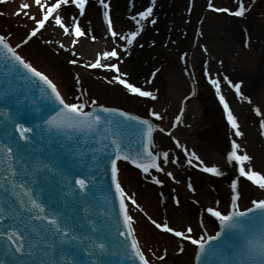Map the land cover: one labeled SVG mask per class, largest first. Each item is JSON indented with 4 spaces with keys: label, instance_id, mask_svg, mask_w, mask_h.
I'll list each match as a JSON object with an SVG mask.
<instances>
[{
    "label": "snow or ice",
    "instance_id": "obj_1",
    "mask_svg": "<svg viewBox=\"0 0 264 264\" xmlns=\"http://www.w3.org/2000/svg\"><path fill=\"white\" fill-rule=\"evenodd\" d=\"M88 0H35V5L40 10L39 16L30 14L27 10L32 7L29 3L20 5L21 12L28 19L32 20L34 27L26 34L25 38L15 45L11 42V34H0V58L5 65H11L6 75L15 73L21 81L29 86L35 85L41 99H46L57 105L58 110L54 114L39 117V122L29 125L27 122L29 114L25 112L24 102L19 98H14L12 104H7L0 110L11 124V131H5V140L0 141V189H3L5 196L0 198V240L4 244V257L0 259V264H108L105 256L119 255L126 258L138 260V264H150L145 252L137 238L134 229V218L130 214L129 205L126 200L131 201L140 212L144 210L137 200L130 196L122 187L120 176L123 168L118 166V161H131L143 173L148 174L150 169H157L163 172L164 169L158 163L160 153L154 148L153 134L160 128L158 123H154L150 118H143L141 115L125 111L120 107H107L104 104H97L96 100H91V110H85L87 101H81V97L87 94L86 90L81 91L75 98L76 102L66 101L65 97L58 90V86L53 79L43 70H38L18 49L22 45H27L34 37H37L41 30L46 29V25L54 21L65 34L69 36L81 37L84 32L79 20L72 17L71 24H66L61 12L65 11L63 6L74 5L78 9V15L84 16ZM103 8V21L106 24V32L113 41H124L127 51L136 41L137 37L144 30V23L155 24L153 9L156 0H151V6L145 10L138 11L130 17L131 27L134 30L128 31L126 35L121 34L114 28V19L110 15L109 4L105 0H99ZM207 7L216 13H224L233 17H244L248 6L244 0H240L235 10L228 7L214 6L209 0ZM191 11V9H189ZM70 28L74 31H70ZM95 40L96 37L92 36ZM77 41L73 39L72 43ZM249 39L244 40V46L249 47ZM65 49L61 43L59 50ZM207 52L208 48L205 47ZM72 55H75L73 51ZM119 56L116 47L109 51H104L94 62L86 63V68L106 69L112 73L111 77L104 76L103 79L108 84L122 85L124 90L130 94H138L140 97H150L155 100L156 94L153 91L142 90L141 87L129 82L126 74L121 71L118 64L120 61L112 62L113 58ZM107 58V59H106ZM183 58V57H182ZM106 62H102L105 61ZM68 63L77 65L76 59H71ZM21 69L23 71H21ZM156 69L152 76L155 77ZM204 73L208 77V83L214 88L215 95L219 103L223 106L227 121L234 130L235 137H243L245 133L241 131L238 118L234 115L226 95L222 91L223 80L227 86L234 89V94L246 101L249 105L254 104L250 95L242 91L243 81L235 82L227 75L222 78L212 77L208 71L207 64L204 66ZM14 78V77H13ZM76 84H80V75L75 76ZM10 91L5 85L3 99L7 100ZM195 93H193L194 95ZM27 99V97H25ZM14 109L9 112V109ZM264 105L256 106L253 111L260 116L259 127L264 135ZM41 109H34L39 113ZM180 114L176 115L175 121L180 122L184 109H179ZM152 117L162 119L160 112L152 111ZM175 127V125H173ZM115 130V131H114ZM135 132L138 134L136 154L132 155V150H125L126 134ZM45 135L61 137L64 140H71L73 137H84L96 141L100 147L92 153V163L85 165L81 158L75 162L72 171L45 160L42 156L36 155L34 145L39 137L43 139ZM169 135L172 136L171 132ZM172 139L187 153V163L193 164L198 161L197 167L203 172L214 174L217 177L224 176L225 172L221 167L213 164L209 166L195 151L189 152L184 145ZM108 143H105V142ZM61 147H64L62 144ZM108 147L112 152L107 151ZM241 144L236 139L231 141V150L226 154V162L238 165V177L231 180L230 185V205L227 208L217 210L216 207H207L206 212L219 220L220 231L207 239H194L191 234L193 228L186 227L185 230H176L170 227L167 222H157L151 216L147 219L157 230L163 229L166 233H174L175 237L190 240L198 245L199 251L196 256L197 264H203V257L206 253L218 255L224 247H228L225 241L220 247H208V240H219L226 230H236L244 238L245 243L237 253L238 264H264V199L252 201L254 207L246 210H239L238 201L241 198L239 189V178H246L252 185L258 186L264 192V168L259 170L254 167H246L253 164V157L246 152L239 154ZM103 150V151H101ZM42 151V149H41ZM83 157V153L79 154ZM163 162H169L168 152H163ZM74 158V157H73ZM148 161L145 163L144 161ZM177 161H173L176 163ZM100 167L105 169V174L109 178L110 187L114 186V197L118 198V216L122 217V224L115 229L116 239H110L113 227L111 221L98 222L96 219H89L92 214V192L95 188L96 170ZM172 176V173H167ZM56 180L55 195L46 192L40 185V179ZM174 178V177H173ZM175 179V178H174ZM156 184L162 181L153 177ZM189 189H193L192 184H188ZM194 190V189H193ZM45 196L48 197L45 200ZM177 206H181V201L174 198ZM107 203V201H105ZM218 203V202H217ZM260 210V211H257ZM227 214H224V213ZM251 214V215H250ZM106 215H110L107 213ZM145 215H147L145 213ZM244 218L251 221V225H246ZM90 229V230H87ZM58 250V259L54 255Z\"/></svg>",
    "mask_w": 264,
    "mask_h": 264
},
{
    "label": "bare ground",
    "instance_id": "obj_2",
    "mask_svg": "<svg viewBox=\"0 0 264 264\" xmlns=\"http://www.w3.org/2000/svg\"><path fill=\"white\" fill-rule=\"evenodd\" d=\"M89 1L87 11L83 17H80L77 11L65 7L64 9L67 10L60 13L64 18L65 23L69 25L71 24L72 17H80L82 25L88 35L86 39L80 40L74 46H68L70 42L68 41L69 37L62 34V31L58 26H53L51 30L48 31L47 43L50 46H54V49L57 50L58 58H54L50 54L51 50L49 47H45L40 52L35 53L31 48V41L27 45H22V47L18 49L22 55L29 59L30 62L38 68V70L45 71V73L53 79L62 95L65 98H70L68 99L70 102H75L73 101L74 97L76 98L80 95L74 91L75 82L72 80L74 79L73 75L76 76L77 73L80 75V85L82 86L85 78L90 79L89 75L91 76L93 73L105 74V72L101 70H84L82 63L87 59L89 60L95 58L94 56L96 52L100 51L103 53L107 49L113 47L103 41L105 28L99 18V10L102 6L99 4L98 0ZM217 1H223V3H233V0ZM125 2L126 0H113L111 15L113 16L118 29L120 31L124 30V33L127 34L128 31L133 29L131 27L130 17L138 11L145 10L144 6L146 5L147 0H133L131 5H127ZM23 3H29L32 5V7L27 10L30 14L38 15L39 9L35 5L34 0H8L4 7L6 11H8V14L11 15L12 21L14 20V11L20 9V5ZM149 4V6H151V0H149ZM188 5V0H156V6L153 9L154 15L150 18V20L155 19L156 23H144V30L141 32L134 45L123 54V57L121 58H124L125 61L119 66L121 71L126 74V78L129 79L131 83H134L135 85H143L145 87L146 85L150 86L148 76L151 72L146 74L147 68L151 64H155L160 67V72L165 78V85L161 92H158L156 100L150 104L151 107L149 104L145 107L137 105L130 107H132L134 111L138 112H144V110L149 107L154 109V111L160 112L162 119L160 120L159 125L160 128L164 129V131L161 132L157 129L154 132V147L158 152L171 151L180 156H182L181 152L177 147L176 141L172 139V136H175L176 139L183 141L185 136L180 134V128H189L199 120L200 114L198 112H192L195 98L188 101L189 108L187 110L186 117L183 120L176 122L175 117L178 115L182 98L189 93V85L192 84L194 86L197 84L195 77L198 76V70L196 68L200 59L207 61L209 71L213 75L215 74V76H219L221 78L222 76L218 73L222 72V70H231L235 73H238V71L245 72V75L243 76L244 82L242 84V91L246 95H250L254 100L253 105H249L246 102V109L247 107L249 108L252 106L256 107L264 105V30L261 34H259V37L252 32L249 38L250 43L248 49H240L237 44L241 33V29L236 23L238 19H230V22L216 20V17L218 16L203 11L199 2L195 6V10L193 12L197 23L192 31L193 40L186 55V65L183 68L179 67L173 71L167 68V63H169L170 58L174 55V53L179 51L178 49L182 45L180 43L184 38L183 29L186 27L185 21L189 20ZM255 5L256 0L252 6ZM119 9L123 10V12L120 10V13ZM66 11H70V18L66 16ZM261 19H263V17H261ZM16 20V24L20 25L23 23L21 18ZM45 30L46 29L42 30L41 33ZM199 35H202V37H199ZM224 35H227V38ZM89 36H95L97 42L95 44L91 43V37ZM24 38L25 36L21 39L11 37V42L15 45L16 43L21 42ZM171 41L174 42V46L169 45L166 47L167 49H164L161 45L162 42L169 43ZM199 41H202L199 43L200 45H206L204 48H208L207 52L204 51L203 54L198 52L196 44H198ZM61 42L65 45V49L58 51ZM119 43L124 45L120 40ZM242 43L244 44V41H242ZM73 51L75 52L74 56L72 55ZM128 53L130 54L129 57H127ZM65 59H76L78 64L72 66L73 68H68L63 66L60 61L62 60L64 63ZM220 59L223 61L224 66H221L219 63ZM224 75L229 77L230 73H224ZM155 81L157 80L155 79ZM115 95L116 92H113L112 96ZM228 101L230 107L234 111V115L238 118L241 130L245 133L243 137H233V139H236L237 142L241 144V154L246 152L253 157V164L248 165L246 163V167H254L256 169L264 168V151L258 146L254 136L252 137V130H250L251 128L247 126L242 112V107L238 105L234 107L232 100ZM241 101L242 99L240 102ZM262 111H264V108H262ZM152 120L154 123H157L155 118ZM253 123L255 124V121H253ZM173 125H175V127H173ZM169 132H171V134L173 132L174 133L170 136ZM205 158L206 157H203V159ZM214 159H216V165L221 167L223 171H225L226 166L231 167L233 170L235 168L234 165L226 162V157L215 154ZM166 164L168 167L167 165L163 167V176H168L167 173L173 171L179 178L183 177L181 170L180 172L176 169L172 170L170 169L171 165H169V163ZM119 166H122L123 168L122 175L120 176L122 187L125 188V191L130 196H133L137 200V203H139L141 208L144 210L143 212H140L139 210L130 209V214L134 218V226L136 227L139 241L145 250L150 249L152 244L157 247L159 245L161 246V243H158L155 238L159 236L158 233L156 231H150L145 224V218H147V216L153 215L157 217L159 215V205L154 194L158 189L153 186V184L151 185L148 181L142 179V173L131 170L125 164H120ZM173 172H171L172 175ZM200 176V173H196L195 176H192L194 184L198 185V178ZM142 184L145 185L144 189L140 187ZM224 191L230 193V188H226V190L224 188ZM255 191L260 194V199H264V192L262 193L259 188L255 189ZM176 192L181 194L182 191L176 190ZM202 200H204L203 204L205 207H210L212 201L219 200V197L215 194V191H207V193L203 195ZM221 200L223 201L224 199L221 198ZM229 202L230 199L227 198L226 203L229 204ZM248 203L249 200L247 201L241 197L240 204L242 207L248 206ZM162 208L166 211L167 217L172 221V225L178 230H184L186 226L192 225V222L194 221L195 217L193 214L195 208L186 203L184 194H181V207L178 212L173 209H167L165 204L162 205ZM145 213L147 215H145ZM198 213L202 215L200 211ZM202 221L204 229L203 232L208 234V229L211 227L210 223L212 219L204 215ZM184 225L186 226L184 227ZM194 229L196 231L198 230L196 227H194ZM164 238L167 240L168 246L164 244L162 246H167L169 255L178 261L177 264H192L194 253L193 248L186 247V251H184L182 255L176 256L174 254L176 251L174 248L176 240L167 235H165ZM156 262L157 264H170L171 259L169 257V259L166 258L162 262Z\"/></svg>",
    "mask_w": 264,
    "mask_h": 264
},
{
    "label": "rangeland",
    "instance_id": "obj_3",
    "mask_svg": "<svg viewBox=\"0 0 264 264\" xmlns=\"http://www.w3.org/2000/svg\"><path fill=\"white\" fill-rule=\"evenodd\" d=\"M209 0H196L194 9L192 11V14L190 15L189 20L185 21L186 27L183 29V34L184 38L180 44V48L178 49L174 55L169 60V63H167V68L169 70H176L179 67H184L182 63L180 62V54H187L189 47L191 45V42L193 40L192 37V31L195 27V24L197 23L196 17L194 16V10L195 6L200 3L202 8H204L205 4L208 3ZM240 1V0H239ZM255 0H244V3L246 6H248V12L245 16L244 19L242 20H237L236 23L238 24L239 28L241 29L240 37L238 40V46L240 49L247 50L242 43L246 38H250L251 33L254 32L258 37L259 34L264 30V0H256V5L252 6ZM214 4L217 5H231V7H235V3H223V1H214ZM0 4V32L4 33L5 35L11 34V37H16L18 39H21L24 37L26 34L28 28L32 27V22H30L28 19H22L23 23L16 24L17 20L20 19V16L14 17L13 21L11 20V15L8 14V11H6L5 6ZM263 17V19H261ZM216 20H220L223 22H230V19L224 18V17H216ZM52 24H48L46 30L39 34L36 38L31 40V48L34 50L35 53L40 52L43 48L49 47L50 48V54L54 58H58L57 50L54 49V46H50L47 44V34L48 31L51 30ZM243 30V31H242ZM227 38V35H224ZM223 36V37H224ZM17 39V40H18ZM168 42V41H167ZM167 42H162L161 45L163 46L164 49H167L169 45L174 46V42L171 41L169 43ZM200 42L196 45V48L200 54H203L202 51H200ZM176 43V42H175ZM205 43V42H204ZM169 49V48H168ZM203 56V55H202ZM63 66L70 67L68 64L69 59H65L64 63L62 60H60ZM221 66L223 65V61H219ZM197 70H198V84H199V93L197 97L195 98L194 106L192 108V112H198L200 114L199 120L190 126L189 128H180V134L184 135L185 138L183 141H181L186 148L190 151H195L197 155L200 157H206L204 160L206 164L208 165H213L216 164V159H214L215 154L221 155V156H226L229 146H228V141L229 137H231V132L229 131L228 128H226V125L224 122H222L221 116L219 109L213 99L211 89L203 82L202 78V68H204L205 64H208L207 61H204V59H200L197 63ZM264 64V61H263ZM224 66V65H223ZM73 68V67H70ZM160 69L159 66H156L155 64H151L147 68L146 74L148 72L152 71L153 69ZM72 71V70H71ZM231 70H226L222 72H219L221 76H225L224 73H230L229 77L234 81V80H239L243 81V76L245 75V72L243 71H238V73H235L234 71L230 72ZM234 73V74H233ZM89 78H85V81L83 82L82 89L83 91L86 90L87 94L86 96L89 97L92 100H96L99 104H105V105H110V106H116V107H123V108H131L130 106H141L145 107L147 104L152 103L151 101H146V100H138L135 98H131L128 96V94L120 89L117 86H110L102 80L99 79V76L97 73H93L91 76L89 75ZM237 78V79H236ZM154 83L152 85L153 92L158 96V92L163 89L165 85V78L161 74V72H157L155 75ZM74 82L75 80L72 79ZM81 80V79H80ZM244 82V81H243ZM75 86V85H74ZM116 92L115 96H112V93ZM173 99V97H172ZM233 100V99H232ZM237 99L233 100L234 107L235 105L242 107V112L245 117L247 126L251 128L252 130L251 135L252 137L256 139V142L258 143V146L262 148L264 151V146L262 145L261 136L259 133V120L260 117L253 111L254 106L252 107H247L246 109V104L244 105H239V103L236 101ZM245 106V107H243ZM248 106V104H247ZM151 107V106H150ZM146 108L144 112H149L151 108ZM132 109V108H131ZM255 121V124L253 123ZM217 135V136H216ZM189 151V152H190ZM176 163H178V166H174L173 164L170 166V169H176L177 171L180 172L182 171L183 177L179 178L176 174L175 178L177 179L178 184L174 185L171 184L168 179H162V183L159 184V188L156 191L155 194V199L158 202V213L159 215L157 217L152 215V218L158 220L159 222L167 221L172 225V221L170 218L167 217L166 211L162 208V205H166V208L169 210H174V211H179L180 207H176L173 204V200L175 196L181 201V194H184L185 196V201L186 203L190 204L195 208L193 216L194 221L192 222V225H195L196 227V217L198 215L199 210H202L205 205L203 204L204 200H202V197L207 191H215V194L219 197V205H226V200L228 198V192L224 191V188H228L231 185V180L234 179V173L231 167L226 166L225 168V175L220 176V177H215L208 179L204 176H200L198 178V185L194 184L195 191L188 193L184 190V184L186 182V177H190L192 179V176H195L196 173L188 167L186 164V161L182 162L181 160H177L175 157L173 158ZM175 171V170H174ZM186 171V173H185ZM173 172V171H172ZM174 173V172H173ZM151 186V185H150ZM142 189H144L145 185L140 186ZM239 189L242 193V198L246 199L249 198H257L258 193L256 191L254 192L250 185L244 182L239 181ZM174 190H180L182 191L181 194L174 192ZM257 195V196H256ZM221 198L224 200L222 201ZM215 201H212L211 205L214 204ZM146 227L150 231H154L153 227L145 221ZM185 226V225H184ZM199 233V232H198ZM198 233H195L196 235ZM156 238V241L158 243H161V246L159 245L158 247L154 244L151 245V248L148 250H154L155 248H159L160 250L162 248V245H167V240L164 238V235H159ZM177 247V244L175 245V248ZM167 251V249H166ZM171 259L170 264H177L178 261L173 258L172 256L169 255V252H167V258Z\"/></svg>",
    "mask_w": 264,
    "mask_h": 264
}]
</instances>
